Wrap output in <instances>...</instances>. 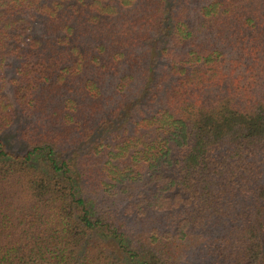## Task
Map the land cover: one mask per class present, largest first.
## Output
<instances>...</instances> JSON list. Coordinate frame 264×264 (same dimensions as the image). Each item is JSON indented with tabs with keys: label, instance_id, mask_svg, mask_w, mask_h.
Instances as JSON below:
<instances>
[{
	"label": "trees",
	"instance_id": "1",
	"mask_svg": "<svg viewBox=\"0 0 264 264\" xmlns=\"http://www.w3.org/2000/svg\"><path fill=\"white\" fill-rule=\"evenodd\" d=\"M0 264H264V0H0Z\"/></svg>",
	"mask_w": 264,
	"mask_h": 264
}]
</instances>
